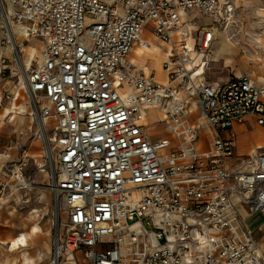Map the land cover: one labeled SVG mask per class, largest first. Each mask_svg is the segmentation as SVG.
I'll list each match as a JSON object with an SVG mask.
<instances>
[{
    "label": "built area",
    "instance_id": "built-area-1",
    "mask_svg": "<svg viewBox=\"0 0 264 264\" xmlns=\"http://www.w3.org/2000/svg\"><path fill=\"white\" fill-rule=\"evenodd\" d=\"M239 1L0 0L1 43L19 63L12 23L40 43L25 79L48 157L30 172L21 146L17 160L0 166V194L10 186L26 193L37 169L48 173V264H79L80 250L87 264H264L237 206L264 217V151L241 156L231 171L236 140L225 134L248 117L264 126V84L248 75L207 82L196 69L216 32L236 35ZM194 8L211 23L192 32L183 13ZM144 31L169 46L165 81L129 57L136 45L149 48ZM160 131L174 141L157 138Z\"/></svg>",
    "mask_w": 264,
    "mask_h": 264
},
{
    "label": "rangeland",
    "instance_id": "rangeland-1",
    "mask_svg": "<svg viewBox=\"0 0 264 264\" xmlns=\"http://www.w3.org/2000/svg\"><path fill=\"white\" fill-rule=\"evenodd\" d=\"M238 3L241 5L235 11V24L230 28V31L235 32V36L231 39L233 41L232 45L235 49L239 50V54L236 56L237 62L239 63L237 66L226 67L222 61L217 64H212L210 62V68L207 70L208 75H216L219 76L223 73L233 74L238 71V67L243 68L242 71H246L252 68H255L259 71L261 69V65L264 66V39L260 40L256 43L254 40L250 38L251 34H256L261 32L260 25L257 24V21H261L264 17L258 15L257 11L259 7H264V0H240ZM205 19H200L198 22H202ZM264 25V22L262 26ZM12 31L14 32V37L18 40L19 47L21 45L28 46L33 45L38 49V54L36 58L33 60L32 64L34 65L40 56V43L33 39L28 40L24 37L21 27L12 23ZM227 35V34H226ZM6 36V31L0 28V59L6 55L9 60L6 61L8 65V71L0 77V88L3 87V84L7 82V85L10 86L11 95H13L12 99H7L5 96L2 100V108L7 107H16L25 105L28 106V109H33L32 107V98L29 97L27 84L23 82V71L21 64L19 63V57L15 53H11L7 48L6 44L1 43L2 40ZM9 51V52H8ZM29 55H26L24 59H27ZM20 58L23 60L22 52H20ZM162 56L157 57L153 56L152 58L146 59L143 58L140 61L142 66H149L152 69H157L159 66V62L161 61ZM210 59V56H209ZM21 67V68H20ZM1 69V65H0ZM259 73V72H258ZM39 110L44 104L42 99H36ZM36 115L26 114L24 119L18 118L19 127L23 130L24 142H26V146L30 147L31 140L34 138L38 139L41 143V147L44 149L45 141L43 140V132L39 128L40 117L38 112L35 110ZM193 117H197V113L193 115ZM22 122V124H19ZM52 125V122L49 121V126ZM251 124L248 125L250 127ZM252 130V128H251ZM250 130V131H251ZM253 131V130H252ZM264 136V129L261 130ZM164 131H160L156 136L157 138H169L172 142L174 141V136L170 133L163 134ZM53 147V143H52ZM250 147H247L249 149ZM261 150H264V146L261 147ZM41 161L44 163L48 157L42 151ZM55 152H53V155ZM53 158V156H52ZM55 158V156H54ZM40 164L36 158L29 159V171L36 170V167ZM242 162L235 161L234 168L238 169L242 166ZM38 171V169H37ZM44 180L36 183L35 189L28 194L29 202H22L16 204L14 202H5L3 203V207L0 209V225L5 226L7 224H11V220L13 222L19 223H27L31 224L34 222H38L42 226V232L36 235H29L28 237V246L26 249L20 252H13V258L7 260L4 257L6 249H2L0 252V264H24V255L28 256L30 259L29 264H48L49 257L51 254V242H52V223L54 220V200L49 190V175L47 172L44 174L41 171H38L37 177L43 178ZM36 179V178H35ZM239 202L237 204L240 213L246 215L245 204L237 199ZM236 202V201H235ZM246 223L249 228L254 230L256 234V230H259V234H264V223L262 216L253 215L251 218L246 217ZM257 235V234H256ZM40 252L41 255H40ZM264 256V254H263ZM77 258L79 260V264H87L85 254L83 250L77 252Z\"/></svg>",
    "mask_w": 264,
    "mask_h": 264
},
{
    "label": "crops",
    "instance_id": "crops-1",
    "mask_svg": "<svg viewBox=\"0 0 264 264\" xmlns=\"http://www.w3.org/2000/svg\"><path fill=\"white\" fill-rule=\"evenodd\" d=\"M249 1L251 2L252 0H249ZM240 5L241 4L237 2L236 10L239 8ZM257 13H258V15L261 14L259 16L264 17V7H259ZM183 17L192 22V26H191L192 32L197 31V29L202 25H207V24L211 23V19L209 17L205 16L204 13L200 9H197V8H194V9H191L189 11L184 12ZM199 18L200 19L202 18L205 20L202 22H198ZM263 22H264V19L261 21H257V24L260 25L261 31L264 28V25L262 26ZM226 34L227 33L224 31L216 32L215 38H214V41L212 44V48L206 54V56L204 58L201 56L195 57L196 58V69L199 70L201 77L207 82H211V81H215V80L220 81V82H226V81H228L232 78L238 77V76L248 75L249 77H251L256 82V84H259V85L264 84V66H262V65H261V69H259V71L255 68H252V69H249L246 71H242L243 68L238 67L237 68L238 71L234 72L233 74L223 73L219 76L207 74V70H209V68H210V62H212V64H217L218 62L222 61L226 67L237 66L239 64L237 62V59H236V56L239 54V50L234 48V46L232 45L233 41L231 39H228ZM253 35L254 34H251L250 38H252ZM143 37H145L148 40V42L150 44L149 48L146 50L142 49L141 53H139L136 50L137 47H135V48H133L129 57L131 56L130 59L133 62H135L137 65L142 67L144 69V71L152 72L155 74L157 79H159L160 81H165L166 80V73L162 67V61L165 57L166 52L169 50V46L156 41L155 39H153L151 34L146 32V31H144ZM260 39H264V36H261ZM252 40H254V39L252 38ZM153 43L159 44L163 48L162 59L159 62V66L161 67V70L163 72L162 78L157 76V70H158L159 66L157 67V69L154 70L147 65L142 66L140 64L141 59H143V58L149 59V58H152L154 56L155 50L153 47ZM6 49H8V48H6ZM9 51H10V49H9ZM4 56L7 58V60H9V58L6 55H4ZM209 56H210V59H209ZM202 62H204V63H202ZM145 67H148V70H146ZM6 71H8V70H6ZM10 89L11 88H10V86L7 85V82H5L3 84V87L0 88V166L3 165L4 163L9 162V161L17 160L20 156L21 146H26V142L23 141L24 140L23 130L19 127V125L16 126V124H18V118L14 119V117H13L14 113L13 112L8 114V115H2V113H1L4 110V108H7V107L2 108V100L5 96L6 91L11 93ZM17 107L18 106L14 107V108H17ZM9 108H13V107L10 106ZM19 124H22V122H19ZM249 124H251L250 127H248ZM251 128L253 131L251 130ZM262 128L264 129V126L260 125L256 121L255 117H248L245 122L235 123L231 127V129H229L227 132H225L226 135L233 136L236 140L235 155L229 160V169L231 171L235 170V168L233 167L235 164V161H239L241 156L253 155L256 152L264 151V150H261V147H257L256 142L252 140L253 134H260L263 138V141H264V136L261 132ZM200 140H201V142H200L201 148L205 149L207 147V139H206L205 134L203 132L201 133ZM241 141L247 142V144L244 145L243 149H240ZM26 147L28 149V152H29V155L31 158H33V159L36 158L38 161H41V157H42V156H40L41 151L44 154H45V152H44V149L41 147V143L38 139L34 138L33 140H31L30 147L28 145ZM247 147H250V148L247 149ZM37 173H38V171L36 172V179H35L36 183L43 181L44 177H45V176H43V178H41V177L38 178ZM42 173L44 174V172H42ZM34 189H31L30 191H28L26 193H24V192L21 193L19 191L14 190L10 186V188H8L6 194H4V195L0 194V199H1V197L6 199V201H4V202L0 201V205L3 207L2 204L5 202H8V203L14 202L16 204H19L22 202H29L30 199L27 198L28 194L30 192H32ZM51 195H52V193H51ZM21 196H22V198H21ZM245 208H246V215H248V213H255L254 215L262 216L260 213L250 212L246 205H245ZM246 215H243L245 220L247 217ZM262 219H263V223H264V217L263 216H262ZM31 225H32V223L31 224H27V223L22 224V223H19L17 221L13 222L11 220V224H7L4 227L0 225V239L1 238H6V239L13 238V237L18 236V234L21 232L27 233V236L29 237V235H32L29 233ZM251 230L254 233V230L252 228H251ZM254 235L258 240L257 235L255 233H254ZM51 248H52V243H51ZM2 249L3 248L0 245V252H2ZM4 254H6V255H4V257H6L7 260H10L13 258V256L9 257V255H7V252H5ZM50 257H51V254H50ZM50 257H49V260H50Z\"/></svg>",
    "mask_w": 264,
    "mask_h": 264
},
{
    "label": "bare ground",
    "instance_id": "bare-ground-1",
    "mask_svg": "<svg viewBox=\"0 0 264 264\" xmlns=\"http://www.w3.org/2000/svg\"><path fill=\"white\" fill-rule=\"evenodd\" d=\"M259 15H261V14H259ZM8 34H9L10 42L13 43L14 41H13L12 34H14V32L12 31V25L8 29ZM259 36L260 37L264 36V28H263V30L260 33H256V34L253 35L252 38L254 39V41L256 43L259 41V38H258ZM15 43H18V40L16 38H15ZM135 47H137L136 50L139 53H141L142 48L139 45H136ZM153 47H154V50H155L154 56H157V57L162 56L163 48L161 47V45L153 43ZM7 48L10 49V46H7ZM19 51L22 52L23 60H22V63H21L22 65L21 66H22V71H23V82H25V84H26L25 72L27 71L29 66L32 64L33 60L36 58V56L38 54V49L35 46H33V45H28V46L21 45ZM26 55H29V56L27 57V59H24V57ZM145 69L148 70V67H145ZM157 76L160 77V78L163 77V72H162L160 66L158 67V70H157ZM12 112L14 113L13 114L14 115L13 116L14 119H17V118L24 119L25 115L27 113L31 114L33 116L36 115V112H34L32 109L29 110L28 106H25V105H21V106H19L17 108H14V107L13 108H4V110L1 113H2V115H8V114H10ZM43 124H44V121L40 119L39 128L41 130V133L43 132V140H44V126H43ZM252 140L256 142L257 147H263L264 146V141H263V138H262V136L260 134H253ZM245 144H247L246 141H241L240 149H243ZM44 152L46 153L45 149H44ZM40 156H42V153H41ZM43 164H44V162L40 161V165L42 166ZM40 171L44 172V170L42 168H41ZM0 201L4 202V201H6V199L1 197ZM0 208H2L1 205H0ZM254 214L255 213H248V215H246V216L249 219ZM42 230H43L42 226L38 222H34L30 226L29 233L32 234V235L38 236L42 232ZM256 234H257V237H258V242L260 244V248L262 250V253L264 254V234H259V230H256ZM0 245H1V247L3 249H6L7 255H9V257H12V255H13L12 253L13 252H20V251L26 249V247L28 246L27 233L21 232V233L18 234V236L13 237V238H9V239L1 238L0 239ZM41 253L42 252H40V255H41ZM29 262H30L29 257L24 255L23 263L24 264H29Z\"/></svg>",
    "mask_w": 264,
    "mask_h": 264
}]
</instances>
